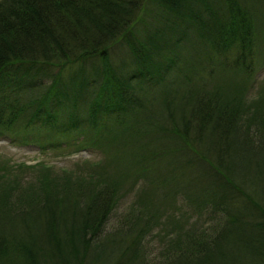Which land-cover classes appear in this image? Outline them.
<instances>
[{
    "label": "trees",
    "instance_id": "1",
    "mask_svg": "<svg viewBox=\"0 0 264 264\" xmlns=\"http://www.w3.org/2000/svg\"><path fill=\"white\" fill-rule=\"evenodd\" d=\"M32 60L59 73L73 64L84 74L75 68L70 83L18 108L22 94L14 91L32 84L24 66ZM257 66L264 72V0H0V112L10 120L28 113L27 126L48 137L76 135L79 149L108 156L61 176L38 165L22 185L0 167V264H150L138 254L156 227L149 221L128 220L103 235L116 210L118 166L162 191L171 184L175 201L186 200L180 193L194 179L188 205L197 219L215 218L209 231L190 215L170 218L168 230L154 232L162 236L158 264H243V252L250 264H264V96L245 102L238 94L240 110L234 100L218 106L219 93L206 90L214 72L232 67L250 76ZM199 73L201 85L189 88L195 99L176 102L174 127L161 126L153 102H169L172 92L180 98ZM219 115L221 131L209 142L186 139L190 116L212 124ZM8 133L3 119L0 138Z\"/></svg>",
    "mask_w": 264,
    "mask_h": 264
},
{
    "label": "rangeland",
    "instance_id": "2",
    "mask_svg": "<svg viewBox=\"0 0 264 264\" xmlns=\"http://www.w3.org/2000/svg\"><path fill=\"white\" fill-rule=\"evenodd\" d=\"M140 2L137 4V10L141 12ZM124 50L118 49L119 57ZM33 52V51H32ZM238 55L237 52L230 54V59L236 58ZM232 61V60H231ZM9 71L12 72L14 68H17L20 64L14 63L11 64ZM27 68L30 67L28 76L32 79V84L27 87L25 83H22L17 86V91H14L17 94H22V100L16 102L18 108H20L23 102L30 100L31 98L39 99L40 96L43 95L47 91V88L55 85L59 89V85L68 84L71 82L72 78L76 76L75 68L78 70L79 74H84L79 68L74 66L73 64L65 67L60 71L54 67H45L42 65H36L35 61H27L24 64ZM261 66H257V71L250 76H246L241 73H235L232 67H228V70L225 74L220 75L214 72L212 75L208 77V84L206 85V90L209 92L211 90H216L219 95L216 96L218 99V106L225 107L226 104L234 100L236 106H238L239 100L241 98H236L238 94H242L245 92V98L243 99L245 102H249L250 100H256L264 96V72L260 73L259 69ZM21 68V66H20ZM26 70V69H22ZM20 70L19 73L22 71ZM85 71H91V68H86ZM223 72V71H222ZM9 75L12 78H19V74H5ZM78 75L77 77H79ZM204 75L197 74L193 76L194 81L188 86L186 93H183L180 98H178V94L175 95V92L170 93L168 97L167 103H162L158 100L154 101V112H156L155 120L159 122H165L163 127L172 128L174 127L177 118V114L174 113L173 108L176 102L183 100V98L187 95L193 99L195 96L189 92V88H194V86L201 85L200 78L202 79ZM99 79V78H98ZM78 80V78H77ZM89 81V79H88ZM205 88V85H204ZM14 90L16 87L14 86ZM8 93H13V91H9ZM188 93V94H187ZM198 96L203 95L202 91L195 92ZM16 94V95H17ZM12 95V94H10ZM26 96V97H25ZM158 98V92L156 94ZM161 98V95L159 96ZM181 106L184 103H180ZM16 107V108H17ZM240 110L242 108L239 105ZM171 109V111H169ZM16 110V109H15ZM171 112V113H170ZM181 114V113H180ZM2 115V118H1ZM174 116L175 118L168 121V117ZM14 121H11L7 111L0 112V121L4 119V123L9 125V131L7 135L4 136V139L0 138V167L2 168V173L5 178H12L22 183H26L32 177L31 168L38 167V165H42L48 169H51L55 174L61 176L63 174H67L69 169L76 170L77 167H86L87 162L91 167L97 164H106L108 160V156L106 151L101 152V150H84L79 149L75 143L77 140L76 135H68V136H55L48 137L44 131L38 128L37 125L27 126L26 123L29 119L28 113H20L17 114L14 112ZM221 122L222 115L219 117H215L212 124L205 123V121H197L195 116L189 117V126L186 127L184 134L186 139H197L198 143L200 140L204 139L206 142H209V138L216 132L221 131ZM236 125H239L237 121H234ZM201 128L203 131L201 132ZM199 131V132H198ZM198 132V133H197ZM180 134L179 132H177ZM53 140L54 143L51 145L50 142ZM205 142V143H206ZM52 145H57L55 148H52ZM203 145H201L202 147ZM205 150V149H204ZM210 151V150H205ZM173 155V153H172ZM183 162L187 160L181 157ZM77 164L73 167L74 164ZM109 170L113 172L111 164H108ZM185 173L192 174L194 172V168L189 164L187 166H183ZM1 172V171H0ZM195 171V175H197ZM141 173L142 172H138ZM1 175V174H0ZM189 175V176H190ZM12 176V177H11ZM194 176V175H193ZM193 178V177H186ZM176 180V178H175ZM194 179L185 182L186 194L183 195L180 193V198L185 197L186 200L182 201L174 195H171L169 191L173 193L176 192V188H172L170 184L167 188L166 186H162V190L156 188L158 185L157 182L155 184L153 182H146L145 177L136 176V172L134 170H125L123 167H117V170L114 175V182L116 183L115 189L117 192V203L115 205L116 210L112 211L109 216V222L103 235L113 229L125 228V221L133 220L137 222L149 221L150 225H154V230H152L140 243L138 254L141 255V258H144L145 262L150 264H158L160 261L161 255L159 251L160 248V239L162 236L158 238L154 232L161 229L168 230V221L170 218H175L181 213L186 214V216H191L194 221L197 219V213L190 206L191 203L187 200L189 198H195V189L192 185ZM169 181V180H168ZM172 183H176L172 181ZM58 184H63V182L58 181ZM57 185V184H55ZM60 186V185H57ZM144 187V188H143ZM180 187V186H178ZM191 189H190V188ZM143 188V189H142ZM140 200L141 203L137 205V207H131L130 205L133 201ZM190 206H189V205ZM189 207V208H188ZM191 213L193 215H191ZM211 215V214H210ZM215 218L205 216V213H202V217L197 219L196 223L206 227L208 231L215 221ZM161 234V232H160ZM239 244H235V250ZM239 252V251H238ZM240 253V252H239ZM241 254V253H240ZM241 259L243 264H250L248 262L247 253L243 252L241 254ZM144 262V261H143ZM240 262V261H239ZM6 264H12L11 262H6ZM14 264H17L16 262ZM146 264V263H145Z\"/></svg>",
    "mask_w": 264,
    "mask_h": 264
}]
</instances>
